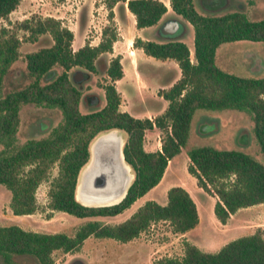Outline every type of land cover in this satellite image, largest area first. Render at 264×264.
Wrapping results in <instances>:
<instances>
[{"label":"trees","instance_id":"16d2710c","mask_svg":"<svg viewBox=\"0 0 264 264\" xmlns=\"http://www.w3.org/2000/svg\"><path fill=\"white\" fill-rule=\"evenodd\" d=\"M112 15L113 6L123 0H103ZM19 0H0V17L5 18ZM136 27H155L166 11L161 0H126ZM170 16L192 27L193 60L184 41L175 36L157 39L135 37L133 43L144 54L158 59L172 58L179 76L158 93L167 101L153 115L139 117L120 110L114 80L122 74L118 55L103 70L101 94L93 96L75 85L69 76L72 67L95 72V60L111 51L114 28L101 30L96 44L71 47L72 31L52 16L24 18L17 27L27 31L26 39L39 34L51 40L23 54V82L13 83L12 65L20 57V38L0 25V184L9 190V207L14 214L33 213L37 208L35 190L48 176L52 165L56 174L49 179L46 206L77 217L112 216L129 207L161 178L167 163L185 145L191 115L196 108L237 109L249 114L259 150L264 153V76H239L216 65V46L224 41L264 40V17L249 18L244 11L201 13L193 0H169ZM184 23H183V22ZM75 72V71H74ZM12 81V82H11ZM95 98V107L79 109L83 98ZM58 111V120L43 133L18 140L16 131L20 109L26 105ZM124 132L122 152L133 177L122 198L112 204L85 205L74 195L79 170L88 159V145L99 132ZM156 128L159 148L143 147L144 133ZM187 171L196 184L215 196L213 213L224 223L237 208L264 202V164L252 155L233 148L197 145L186 148ZM166 221L173 232H185L197 223L195 203L180 185L166 190V200L146 199L125 219L116 223L87 219L69 235L62 231L41 232L16 224H0V264H22L18 255L31 256L39 264H55L52 251L77 249L88 235L127 241L152 222ZM158 264H264V237L260 227L224 242L215 251H205L184 240L179 256H164Z\"/></svg>","mask_w":264,"mask_h":264},{"label":"rangeland","instance_id":"374dc122","mask_svg":"<svg viewBox=\"0 0 264 264\" xmlns=\"http://www.w3.org/2000/svg\"><path fill=\"white\" fill-rule=\"evenodd\" d=\"M166 5V13L155 27L139 29L134 24L133 14L126 8V0L119 1L112 8L109 16L108 8L103 0H19L18 4L8 12L5 18L0 17V25L15 31L20 38L18 50L20 57L14 61L11 73L13 83L23 82V54L51 42L47 34H39L35 41L25 38L27 31L17 27L24 18L52 16L57 18L62 26L72 31L71 47L73 49L83 43L96 44L101 37L104 26L114 28L116 38L112 42L111 51L95 60L97 70L87 73L81 67H72L69 76L83 93L103 96L102 88L97 82H103V70L108 60L118 55L122 66L121 76L114 80V86L119 94L118 108L135 116L152 118L166 105V100L158 93L159 89L168 87L179 76L177 65L172 60L154 58L137 49L133 39H157L175 36L185 42L193 60L192 27L183 22L180 29L171 31L169 21V0H161ZM200 9L197 0H193ZM219 1L222 11L241 10L251 19L264 17V0H213ZM218 11L217 6L212 7ZM142 30V31H141ZM141 50V51H140ZM215 63L221 69L239 76L264 75V41L238 39L224 41L215 48ZM173 66V68H172ZM86 72V76L77 77L74 72ZM177 72V74H176ZM171 73L176 74L171 83L166 84ZM173 76V75H172ZM171 76V77H172ZM170 77V78H171ZM11 81V82H12ZM95 98L87 97L79 101V109L86 111L95 107ZM59 118L58 111L42 106L26 104L20 109L19 124L16 131L18 140L24 137L43 133ZM124 141V132L119 130ZM143 147L147 150L160 146L157 129L145 131ZM213 145L223 148H233L246 152L264 164V153L259 150L252 131L249 114L237 109H204L196 108L190 119L186 143L166 165L159 181L143 195L139 196L129 207L112 216L77 217L61 210H50L46 206V189L48 181L56 174V165H52L48 176L41 181L35 190L38 208L31 214H14L9 207V190L0 184V224H16L23 229L41 232L62 231L71 235L76 227L87 219L97 218L103 222L116 223L128 217L138 205L146 199H154L159 203L166 200V190L171 185H180L193 193L200 206L201 220L196 231L179 235L173 232L166 221L152 222L137 236L118 241L111 237H85L77 249L52 251L55 264H158L157 260L164 256H179L182 253V243L185 236L205 251H215L225 241L236 236L252 232L255 228L262 229L264 237V202L244 207L234 214L232 229L215 234V215L212 204L213 196L203 189L197 188L195 177L190 174L186 165L188 162L186 148L197 145ZM198 190V191H196ZM262 205V206H259ZM253 206V205H252ZM258 208V210H257ZM16 259L22 264H39L34 257L18 255Z\"/></svg>","mask_w":264,"mask_h":264},{"label":"water","instance_id":"95a60500","mask_svg":"<svg viewBox=\"0 0 264 264\" xmlns=\"http://www.w3.org/2000/svg\"><path fill=\"white\" fill-rule=\"evenodd\" d=\"M171 31L181 28L176 19L169 21ZM80 79L86 72L76 70ZM123 137L118 129H108L96 134L88 145L89 156L78 173L75 198L85 205H105L108 200L122 198L133 173L124 160ZM116 201V202H118ZM114 202V203H116ZM112 204V203H111Z\"/></svg>","mask_w":264,"mask_h":264},{"label":"crops","instance_id":"0c3cea01","mask_svg":"<svg viewBox=\"0 0 264 264\" xmlns=\"http://www.w3.org/2000/svg\"><path fill=\"white\" fill-rule=\"evenodd\" d=\"M198 1V3H199V6H200V9H202V11H200L199 9H197L196 7V9L198 10V11H200L201 13H222L223 11H222V6H218L219 5V1H216V2H213V0H197ZM125 3V2H124ZM193 3H194V1H193ZM195 4V3H194ZM195 6V5H194ZM214 6H217V8H218V11H216V12H214L213 11V9H212V7H214ZM166 13V12H165ZM164 15V14H163ZM162 15V16H163ZM171 15V14H170ZM161 19H162V17H161ZM160 19V20H161ZM149 27H152L153 28V26H147V27H140L139 29H147V28H149ZM142 31V30H141ZM255 41H264V40H255ZM137 49L139 50V49H141L140 47H137ZM142 50V49H141ZM140 50V51H141ZM189 50V49H188ZM143 52V51H142ZM189 55H190V53H189ZM214 55H215V53H214ZM167 59H169V58H165L164 60H161V62H163V61H166ZM171 59V58H170ZM214 59H215V57H214ZM172 60V59H171ZM172 62L174 63L173 65H177L176 64V62H175V60H172ZM177 67V66H176ZM172 68H173V66H172ZM179 71V70H178ZM176 74H177V72H176ZM176 74H173V76L171 77V78H169L167 81H166V84H169V83H171V80H173L174 78H175V75ZM264 76V75H263ZM177 78V77H176ZM131 113V112H130ZM131 114H133V113H131ZM135 114V113H134ZM133 114V115H134ZM153 130H155V128H153ZM144 136H145V133H144ZM143 142L145 143V141L143 140ZM159 148V147H158ZM150 150V149H149ZM152 150V149H151ZM168 164V163H167ZM197 188H199V189H202L200 186H198L197 185ZM148 191V190H147ZM188 191V193L190 194V196L192 197V199H193V201H194V203H195V207H196V211H197V217H198V220H197V223L195 224V226L193 227V228H191V229H189V230H187V231H185V232H182V233H179V235H186V233L187 232H192V231H196L198 228V224L200 223V220H201V218H202V216H201V212H200V206L198 205V203L196 202V200H195V198L193 197V193H191V191H189V190H187ZM196 191H198V190H196ZM213 199L215 200V196H213ZM259 203H262V202H259ZM256 204H258V203H254V204H251V207H255L254 205H256ZM253 205V206H252ZM212 206H213V204H212ZM259 206H262V205H259ZM244 207H250V205H248V206H243V207H239V208H237L233 213H231L230 214V216L228 217V219L226 220V222H224V223H221L217 218H215L216 220V222H215V225H216V228L213 230V232L215 233V234H222V233H225V232H227V231H229V230H231L232 229V227H231V225H232V220H233V217H234V214L235 213H237L240 209H242V208H244ZM257 210H258V208H257ZM32 214V213H31ZM251 232V231H250ZM185 238V240H187V241H189V242H191V243H193L192 241H191V239L189 238V236H185L184 237ZM226 242V241H225ZM195 244V243H194ZM223 244V243H222ZM221 244V245H222ZM196 245V244H195ZM220 245V246H221ZM196 246H198V245H196ZM219 246V247H220ZM202 250H204V249H202Z\"/></svg>","mask_w":264,"mask_h":264},{"label":"bare ground","instance_id":"6f19581e","mask_svg":"<svg viewBox=\"0 0 264 264\" xmlns=\"http://www.w3.org/2000/svg\"><path fill=\"white\" fill-rule=\"evenodd\" d=\"M118 199H119V197H116V198H113V199H111V200H108L107 202H104V203H109V204H111V203H114V202L118 201Z\"/></svg>","mask_w":264,"mask_h":264},{"label":"flooded vegetation","instance_id":"af4514ba","mask_svg":"<svg viewBox=\"0 0 264 264\" xmlns=\"http://www.w3.org/2000/svg\"><path fill=\"white\" fill-rule=\"evenodd\" d=\"M172 75H173V73H171V75L168 77V79H169ZM168 79H167V80H168Z\"/></svg>","mask_w":264,"mask_h":264}]
</instances>
